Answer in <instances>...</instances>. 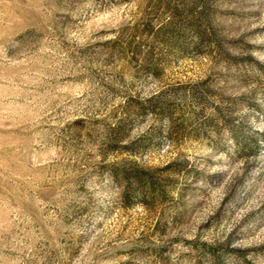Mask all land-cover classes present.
I'll return each instance as SVG.
<instances>
[{"label":"rangeland","instance_id":"obj_1","mask_svg":"<svg viewBox=\"0 0 264 264\" xmlns=\"http://www.w3.org/2000/svg\"><path fill=\"white\" fill-rule=\"evenodd\" d=\"M0 264H264V0H0Z\"/></svg>","mask_w":264,"mask_h":264},{"label":"trees","instance_id":"obj_2","mask_svg":"<svg viewBox=\"0 0 264 264\" xmlns=\"http://www.w3.org/2000/svg\"><path fill=\"white\" fill-rule=\"evenodd\" d=\"M126 178L127 180H130L131 175H126ZM137 179L139 182L142 183L143 181H145V183H148L147 186L153 187L152 181H150L149 179H144L142 175H140V177L137 176Z\"/></svg>","mask_w":264,"mask_h":264}]
</instances>
